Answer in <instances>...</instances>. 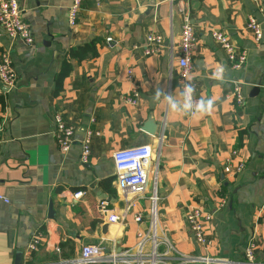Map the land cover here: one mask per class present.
<instances>
[{
  "label": "crops",
  "instance_id": "0c3cea01",
  "mask_svg": "<svg viewBox=\"0 0 264 264\" xmlns=\"http://www.w3.org/2000/svg\"><path fill=\"white\" fill-rule=\"evenodd\" d=\"M18 1L35 43L9 38L0 25V52L10 51L17 73L12 89L0 80V195L10 199H0V264H78L86 243L102 244L109 254L135 253L138 232L150 227L152 183L143 194L122 187L113 155L142 144H161L160 236L182 253L234 264L245 260L252 241L256 262L264 264V39L256 41L248 28L251 15L262 20L258 9L264 0H83L74 25L68 17L73 0ZM181 1L198 37L189 79L199 99L214 101L203 116L172 112L163 99L153 101L157 88L181 98L180 68L167 47L171 39L180 40ZM213 29L224 30L247 52L243 67H232ZM153 32L165 37L166 47L159 55H144L145 38ZM92 41L98 54L71 58L72 70L57 94L64 55ZM221 64L227 69L224 82L212 78ZM135 85L140 101L131 105L126 97ZM57 112L76 128L68 152L52 134ZM149 118L158 125L155 135L144 130ZM87 128L101 135L93 141L90 162L82 164L80 141ZM226 165L235 173H226ZM78 191L84 194L75 199ZM103 200L109 213L123 214L121 221L110 222L100 211ZM195 204L212 214L205 223L213 240L209 248L197 244L186 221ZM35 235L42 242L28 253ZM163 251L161 243L158 252ZM167 263L182 264L175 254L158 264Z\"/></svg>",
  "mask_w": 264,
  "mask_h": 264
},
{
  "label": "built area",
  "instance_id": "2783aa9c",
  "mask_svg": "<svg viewBox=\"0 0 264 264\" xmlns=\"http://www.w3.org/2000/svg\"><path fill=\"white\" fill-rule=\"evenodd\" d=\"M83 0H73L72 5L68 10L69 22L74 25L79 19L80 10L82 9ZM179 12L182 15V26L179 43L171 39L167 47L171 59L176 58L179 72V83L181 89L185 83L191 82L195 88L193 80L189 79L192 71V61L197 47V34L194 30V25L189 15V11L183 2L179 5ZM259 13L262 20L251 15L248 19V28L253 33L256 41L261 42L264 39V4L259 6ZM0 25L3 27L6 35L12 39H20L26 45L32 46L35 43L32 29L26 23L23 16V8L18 0H0ZM212 36L215 41L226 52L227 60L232 67L238 69L243 67L248 59L247 52L240 50L231 41V38L224 30L213 29ZM109 40L111 38H108ZM166 47V39L160 33H149L144 41V55H159L162 49ZM127 79L133 82L134 72L132 67L126 69ZM0 80L5 87L12 89L16 86L17 73L14 69L12 55L9 50L0 52ZM234 95L237 101L242 103V94L239 85L234 88ZM195 100L199 98L194 95ZM126 100L131 105H137L140 101V91L135 85L130 95ZM193 116V115H191ZM3 125L0 124V141L2 139ZM52 134L58 143L59 148L63 152H68L75 144L76 128L68 123L62 112H57L54 116V125ZM101 135V131L95 128H87L84 131V136L81 139V163L88 164L92 155V144L96 137ZM161 144L157 149H154L150 144L136 145L132 147L116 150L113 155L115 163V178L116 181L124 188L131 190L136 194L146 192L149 183H152V191L150 193V227L147 233L138 232L139 242L136 252L125 251L121 255L109 254L102 244L86 243L82 246L81 256L77 260L78 264H93V263H121V264H158L165 263V259L170 254H175L182 264H234L235 262L227 261L221 257L211 255L185 254L179 251L168 237L160 236L158 231L159 226V195H158V173H159V157ZM236 154V152H234ZM155 160V163L153 161ZM152 177L150 179V166ZM242 167H238L240 171ZM225 172L228 174L235 173L230 165H226ZM84 194L83 191L73 193L75 199H79ZM0 199L5 202H10V199L0 195ZM130 203L128 208L132 206ZM100 211L108 213L110 222L121 221L123 214L109 213L108 202L105 200L99 203ZM142 215H137L136 220L141 221ZM212 220V214L206 212L203 207L198 204L191 205L186 214V221L197 244L199 243L205 248H209L213 244V240L205 231V223ZM41 235H35L30 242L27 251L31 253L35 251L41 244ZM164 245L163 253L158 252V246ZM151 247L146 251L147 245ZM245 260L237 264H261L256 262L255 247L252 241H249L244 251ZM168 264V263H167Z\"/></svg>",
  "mask_w": 264,
  "mask_h": 264
},
{
  "label": "clouds",
  "instance_id": "9594fccd",
  "mask_svg": "<svg viewBox=\"0 0 264 264\" xmlns=\"http://www.w3.org/2000/svg\"><path fill=\"white\" fill-rule=\"evenodd\" d=\"M227 69L224 65H220L212 73V78L224 82L226 80ZM195 86L191 83H185L180 92V99L173 96L163 88H157L153 95V101L158 102L163 99L172 112L182 113L185 115H206L209 114L214 106V101L211 99L201 98L194 99Z\"/></svg>",
  "mask_w": 264,
  "mask_h": 264
},
{
  "label": "trees",
  "instance_id": "16d2710c",
  "mask_svg": "<svg viewBox=\"0 0 264 264\" xmlns=\"http://www.w3.org/2000/svg\"><path fill=\"white\" fill-rule=\"evenodd\" d=\"M96 41H92L86 43L84 45H80L76 48L70 49L68 53L64 55V59L62 62V68L56 76V93L59 94L63 88V82L66 77L69 76L72 70V63L70 61L71 58L78 57L79 60H83L89 55L95 56L97 53L96 49Z\"/></svg>",
  "mask_w": 264,
  "mask_h": 264
},
{
  "label": "water",
  "instance_id": "95a60500",
  "mask_svg": "<svg viewBox=\"0 0 264 264\" xmlns=\"http://www.w3.org/2000/svg\"><path fill=\"white\" fill-rule=\"evenodd\" d=\"M144 126H145L144 130L149 134L155 135L157 133L158 125L155 123V121L152 118H149ZM52 212H53L52 209H50V216H52L51 215Z\"/></svg>",
  "mask_w": 264,
  "mask_h": 264
}]
</instances>
